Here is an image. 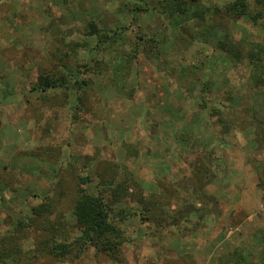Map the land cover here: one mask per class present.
Listing matches in <instances>:
<instances>
[{"label": "rangeland", "instance_id": "374dc122", "mask_svg": "<svg viewBox=\"0 0 264 264\" xmlns=\"http://www.w3.org/2000/svg\"><path fill=\"white\" fill-rule=\"evenodd\" d=\"M233 1L0 0V264H264V86L220 49L264 48V17H230ZM93 29L123 34L95 60L129 71L81 69L78 109L32 92L68 54L89 62ZM79 176L130 185L116 257L51 253L80 233Z\"/></svg>", "mask_w": 264, "mask_h": 264}, {"label": "trees", "instance_id": "16d2710c", "mask_svg": "<svg viewBox=\"0 0 264 264\" xmlns=\"http://www.w3.org/2000/svg\"><path fill=\"white\" fill-rule=\"evenodd\" d=\"M190 1L193 4L199 2V0ZM219 10L218 8L217 11ZM226 12L230 17L238 18V20L246 19L257 24L264 17V0H235L226 5ZM196 17L200 18L202 15L198 14ZM209 28L214 29L212 23ZM91 36H95L91 41L96 40V45L91 47V58L87 64L80 62L76 56L68 54V57L66 56L65 58H74L77 63L76 66L69 67L62 59L61 65H56L54 68L40 74L38 83L34 86L32 92L47 93L51 90L64 89L77 96L76 100L79 103L75 109H78L84 104L87 89L93 87L91 78L89 80L81 79V69L90 71L94 75H99L100 73L104 75L112 71L111 74L113 76L116 75V79L119 78L118 76L123 75V70L129 71V68L115 66L112 62L95 60L103 49L105 53L116 52L118 45L126 42L123 34L113 32L110 35L93 29ZM225 39L227 41L220 44V49L226 57L235 64L249 61V66L254 71L257 85L264 86V48H261L258 44L255 50H249L244 55V50L239 48H243V41L240 43L231 42L232 40L228 35ZM207 87L209 88L210 86ZM215 111L216 114H221L222 112L218 108ZM129 190L130 185L128 184L127 186L121 183L115 184L108 180L97 182L91 177L79 176L73 215L80 233L73 240L65 241V243L55 242L51 251L52 255L57 259L70 256L79 258L86 250L94 248L97 253L111 257L118 256L121 252L122 243L125 241V232L122 225L129 217L136 216L134 212L123 214L124 211L121 209V205L131 196ZM144 205L146 210L149 211L148 205ZM49 209V207L46 209L44 205H41L34 208V212L43 217ZM50 211H54V207ZM13 236L14 234L11 237ZM9 242L10 237H0V249L4 247L6 249ZM12 251L14 250L12 249ZM17 252L18 250H15V255Z\"/></svg>", "mask_w": 264, "mask_h": 264}]
</instances>
